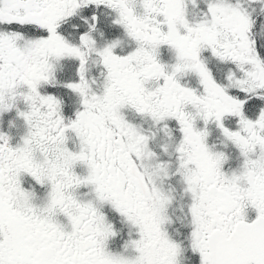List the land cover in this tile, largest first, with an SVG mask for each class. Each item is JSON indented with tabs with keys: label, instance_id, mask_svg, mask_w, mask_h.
Masks as SVG:
<instances>
[{
	"label": "snow or ice",
	"instance_id": "1",
	"mask_svg": "<svg viewBox=\"0 0 264 264\" xmlns=\"http://www.w3.org/2000/svg\"><path fill=\"white\" fill-rule=\"evenodd\" d=\"M0 264H264V0H0Z\"/></svg>",
	"mask_w": 264,
	"mask_h": 264
}]
</instances>
